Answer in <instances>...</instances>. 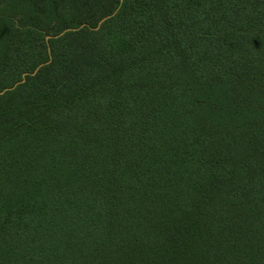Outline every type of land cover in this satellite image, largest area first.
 Returning <instances> with one entry per match:
<instances>
[{
    "label": "trees",
    "instance_id": "1",
    "mask_svg": "<svg viewBox=\"0 0 264 264\" xmlns=\"http://www.w3.org/2000/svg\"><path fill=\"white\" fill-rule=\"evenodd\" d=\"M0 264H264V0H0Z\"/></svg>",
    "mask_w": 264,
    "mask_h": 264
}]
</instances>
